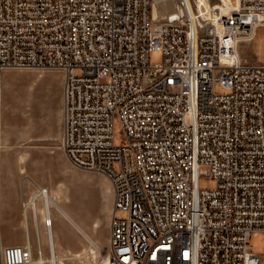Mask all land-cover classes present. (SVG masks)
<instances>
[{"label":"built area","instance_id":"obj_1","mask_svg":"<svg viewBox=\"0 0 264 264\" xmlns=\"http://www.w3.org/2000/svg\"><path fill=\"white\" fill-rule=\"evenodd\" d=\"M160 1L0 0V102L6 69L62 70L63 150L112 184L109 264H262L248 244L264 233V60L239 46L264 0H218L206 17L173 0L162 19ZM1 186L0 146V264H35L31 246L2 243ZM49 195L35 186L23 208L51 215Z\"/></svg>","mask_w":264,"mask_h":264},{"label":"rangeland","instance_id":"obj_2","mask_svg":"<svg viewBox=\"0 0 264 264\" xmlns=\"http://www.w3.org/2000/svg\"><path fill=\"white\" fill-rule=\"evenodd\" d=\"M218 0H210L211 5ZM176 2L157 3L160 19L174 12ZM242 56L264 60V24L260 25L250 42L239 46ZM154 64L162 60L159 50L148 56ZM79 74L80 70L76 69ZM64 74L58 68L20 67L6 69L1 86V235L3 244H24L27 240L23 225L22 207L35 186H47L55 205L51 207V232L57 259L64 264H106L110 218L113 208V189L109 178L96 171L77 167L68 159L62 147ZM216 90L222 88L217 85ZM117 117L113 119V138L121 140ZM23 170V172H21ZM216 185L214 178L201 174L198 186L209 189ZM40 205V201H38ZM28 236L34 259L38 250L47 258L49 242L45 227L38 215L35 226L32 211L28 212ZM124 213L117 211V216ZM85 232V237L74 225ZM39 231V232H38ZM92 243V244H91ZM83 248L86 250L83 252ZM90 250V251H89ZM248 250L264 264V233L251 236ZM80 252L87 256L76 257ZM50 264V263H44Z\"/></svg>","mask_w":264,"mask_h":264},{"label":"bare ground","instance_id":"obj_3","mask_svg":"<svg viewBox=\"0 0 264 264\" xmlns=\"http://www.w3.org/2000/svg\"><path fill=\"white\" fill-rule=\"evenodd\" d=\"M227 1L228 0H224V2H227ZM195 2H196V5L198 7V15L202 16V17H206L207 13L212 8L210 0H195ZM153 12H154L155 15L157 14L155 6H154V11ZM174 12H172V13H174ZM21 172H23V170H21ZM35 196H36V194L32 195L31 202L34 201V197ZM49 197H50L51 203L54 204V206L57 205V204H55L53 197L51 195H49ZM28 210L29 209H27L26 207H24V208L22 207L23 225H24V227L26 229V233H27V237H26L27 240H25L24 244H26L27 246H31L30 241H29V236H28V218H27L28 217V214H27ZM49 211H50V209H49ZM49 211L46 208L45 204L37 205V206L35 204L33 206L32 214H33V218L35 220V226H37L38 223H39L38 222V220H39L38 215L40 213L41 214V221H42L43 226L46 229V234H47V238H48V242H49V256L47 258L43 257L42 254H41V250L39 248V250H38V254H39L38 258L34 259L35 264H44V263H47V262L50 263V264H57V262H59V260L56 257V254H55V252L53 250V243H52V236H51L52 219H51V215L49 214L50 213ZM49 219H50V222L48 221ZM82 250L84 252L86 249H82ZM72 255L76 256V257H83V256L86 257L87 256L86 252L84 254H81L80 252L72 253ZM104 257H105V263L109 264L107 254ZM59 264H64V263L62 261H60Z\"/></svg>","mask_w":264,"mask_h":264},{"label":"crops","instance_id":"obj_4","mask_svg":"<svg viewBox=\"0 0 264 264\" xmlns=\"http://www.w3.org/2000/svg\"><path fill=\"white\" fill-rule=\"evenodd\" d=\"M51 195V194H50ZM107 210H108V212H110V211H112V208H111V206H107ZM73 225L85 236V237H87V235L85 234V232L79 227V225L78 224H76V223H74L73 222ZM39 232V231H38ZM45 233H46V229H45ZM46 236H47V234H46ZM51 236H52V232H51ZM47 240H48V238H47ZM52 243H53V240H52ZM40 248V247H39ZM41 249V248H40ZM83 249H86V248H83ZM54 250V249H53ZM43 256V255H42ZM48 257V256H47Z\"/></svg>","mask_w":264,"mask_h":264}]
</instances>
